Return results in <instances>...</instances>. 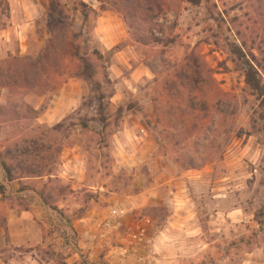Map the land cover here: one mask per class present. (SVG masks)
I'll list each match as a JSON object with an SVG mask.
<instances>
[{
    "label": "rangeland",
    "instance_id": "374dc122",
    "mask_svg": "<svg viewBox=\"0 0 264 264\" xmlns=\"http://www.w3.org/2000/svg\"><path fill=\"white\" fill-rule=\"evenodd\" d=\"M27 1L0 0V162L15 181L59 176L70 148L103 197L136 175L146 186L190 173L180 218L170 219L169 203L145 211L171 227L162 264H264V96L233 52L251 57L264 95V0H142L136 12L130 0H38L42 17L18 55L17 38L4 33ZM195 65L204 81L183 89L178 75L194 76ZM73 79L83 81L82 104L61 123L42 122ZM149 141L150 154L135 157ZM5 176L0 194L10 195Z\"/></svg>",
    "mask_w": 264,
    "mask_h": 264
},
{
    "label": "crops",
    "instance_id": "0c3cea01",
    "mask_svg": "<svg viewBox=\"0 0 264 264\" xmlns=\"http://www.w3.org/2000/svg\"><path fill=\"white\" fill-rule=\"evenodd\" d=\"M27 2L19 7L23 20L14 21L13 27L4 33L9 42L17 38L18 55L27 53V41L43 13L38 0ZM11 8L16 10V5L12 4ZM112 42L116 45L119 40L114 38ZM83 99V81L70 80L60 88L52 109L40 120L50 125L61 123L79 108ZM149 143L138 147L135 157L142 152L149 155ZM78 150L66 149L59 176L20 178L11 184L10 195L0 194V264H121L119 249L126 243V233L145 220H151L149 243L140 245L138 254L123 264L164 263L165 238L171 227L159 229L145 211L169 203L177 206L170 219L180 218L187 205V196L182 194L187 186L194 185L190 173L175 179L165 174L149 177L146 186L143 181L146 176L136 175L125 191L118 194L107 191L109 195L103 197L99 193L103 190L100 185H86L85 162L79 160ZM53 180H58L60 189L51 188ZM85 188L96 192L83 199ZM134 188L138 192H132ZM164 189H170L167 199L163 197ZM116 214L123 228L110 239H102L103 225L112 222ZM179 232L183 235L181 228ZM71 237L76 240L74 246L70 244Z\"/></svg>",
    "mask_w": 264,
    "mask_h": 264
},
{
    "label": "trees",
    "instance_id": "16d2710c",
    "mask_svg": "<svg viewBox=\"0 0 264 264\" xmlns=\"http://www.w3.org/2000/svg\"><path fill=\"white\" fill-rule=\"evenodd\" d=\"M130 1H136L137 3L133 4L132 5V10L133 12H136L137 11V8L140 9V4L142 2V0H130ZM155 1H158L160 2L159 0H155ZM161 3V2H160ZM162 5V3H161ZM43 8V7H42ZM43 10V9H42ZM39 25V22L37 23ZM234 55L237 56L238 60H239V63L241 64L242 66V69L246 75V82H247V86L254 92V94H259V98L264 96L262 93H263V89L261 87V80L258 79L259 77V74L258 72L256 71V67L254 65V63L252 62V60L250 59L251 57H249L242 48L238 47V46H235L234 50ZM193 60L192 59H189L187 61V63H191ZM204 65V64H203ZM201 66V68L203 69L204 66ZM195 73H194V76L188 74V69H185L183 70L182 73H180L178 75V78L179 80L181 81V83H183V89H185V87L187 88H191V85L194 84V85H200L203 83L204 79H203V73H201L200 71V67L196 66L195 65ZM206 70V69H205ZM208 80H210L213 84L214 87H217L218 84H217V81L215 80L214 78V75L211 73V77H207ZM190 83V84H189ZM188 85V86H186ZM190 85V86H189ZM177 86V85H176ZM192 90V89H191ZM197 90V89H195ZM193 91V90H192ZM189 99H190V102H194V100H196L195 96L193 93H190L189 95ZM157 123L159 124V121H157ZM84 126L86 127L87 125L84 124ZM87 128V127H86ZM30 153V151L26 150L25 151V154H28ZM25 171V168L23 169ZM4 173L6 174L5 176V180L9 183H11L12 181L14 182L15 179L13 177V174L11 172V170H9V167L7 165L6 162H0V173ZM11 172V173H10ZM29 174H32L33 177H37V176H44L40 173H38V175L36 176L35 173H29ZM43 195V192L41 193ZM44 196V195H43ZM42 196V197H43Z\"/></svg>",
    "mask_w": 264,
    "mask_h": 264
},
{
    "label": "built area",
    "instance_id": "2783aa9c",
    "mask_svg": "<svg viewBox=\"0 0 264 264\" xmlns=\"http://www.w3.org/2000/svg\"><path fill=\"white\" fill-rule=\"evenodd\" d=\"M151 225V220H145L142 223H139L135 228L129 230L126 233L125 241L126 243L120 247L119 254L122 260V263H125L133 254H138V247L140 245H145L149 243V232L148 228ZM104 231L102 232V239H110L115 232L121 231L123 224L120 220L118 214L115 215V219L112 222H106L103 225ZM70 244L75 245L76 240L74 237L70 238ZM142 261V257L139 259Z\"/></svg>",
    "mask_w": 264,
    "mask_h": 264
}]
</instances>
